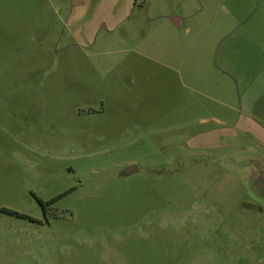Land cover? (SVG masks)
Listing matches in <instances>:
<instances>
[{
    "label": "rangeland",
    "instance_id": "rangeland-1",
    "mask_svg": "<svg viewBox=\"0 0 264 264\" xmlns=\"http://www.w3.org/2000/svg\"><path fill=\"white\" fill-rule=\"evenodd\" d=\"M102 1L0 0V264H264V0Z\"/></svg>",
    "mask_w": 264,
    "mask_h": 264
},
{
    "label": "crops",
    "instance_id": "crops-1",
    "mask_svg": "<svg viewBox=\"0 0 264 264\" xmlns=\"http://www.w3.org/2000/svg\"><path fill=\"white\" fill-rule=\"evenodd\" d=\"M138 2L139 0H103L98 7L96 20L89 24V29L86 32L89 33L96 31L98 27L106 23H114V25L117 26L122 24L134 11V9L137 8ZM116 9H118L117 14L115 12ZM181 23L182 20L178 18L172 19V24L174 26H180ZM255 53H257L258 56H260L259 53H263L261 56H264V51H257ZM261 65L262 66H258L256 68H252L251 66L244 68V75L245 72L250 71H254L256 74L253 75V79H249L252 82H250L247 88L243 90L244 95L239 97L237 107L232 101H226L225 103L223 101L215 100V104L217 106L224 107L230 114H233L234 111L239 113L240 117L244 120L242 124L235 125V121L233 123H229L224 122L221 119H216L218 124L225 127L229 126V128L232 127V129H236L242 133L255 136L258 140L264 143V82H258L261 78L264 80V63Z\"/></svg>",
    "mask_w": 264,
    "mask_h": 264
},
{
    "label": "water",
    "instance_id": "water-1",
    "mask_svg": "<svg viewBox=\"0 0 264 264\" xmlns=\"http://www.w3.org/2000/svg\"><path fill=\"white\" fill-rule=\"evenodd\" d=\"M134 171H137V169L135 167L129 168L127 171L124 172V174L126 175H130L132 174ZM264 180V178H263Z\"/></svg>",
    "mask_w": 264,
    "mask_h": 264
},
{
    "label": "trees",
    "instance_id": "trees-1",
    "mask_svg": "<svg viewBox=\"0 0 264 264\" xmlns=\"http://www.w3.org/2000/svg\"><path fill=\"white\" fill-rule=\"evenodd\" d=\"M55 201L53 200V201H51V202H49V203H47V204H45V203H43L42 201H40V204L42 205V206H46V205H50V204H52V203H54ZM9 213H11V212H9ZM11 214H14V213H11Z\"/></svg>",
    "mask_w": 264,
    "mask_h": 264
}]
</instances>
